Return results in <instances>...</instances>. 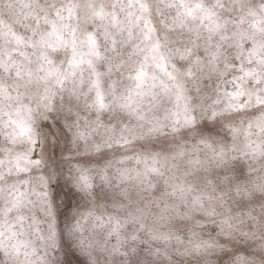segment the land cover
<instances>
[{
	"label": "clouds",
	"instance_id": "1",
	"mask_svg": "<svg viewBox=\"0 0 264 264\" xmlns=\"http://www.w3.org/2000/svg\"><path fill=\"white\" fill-rule=\"evenodd\" d=\"M72 2L0 0V18L31 36L37 15ZM94 3L105 17L81 15L80 27L104 53L97 68L122 61L105 81L118 79L126 95L145 64L148 94L133 108L147 119L115 105L96 112L60 88L47 111L28 94L31 114L3 100L0 264H264V65L247 60L264 44V0ZM48 51L65 68L73 56L71 45ZM250 68L261 69L259 79L245 75ZM0 84L13 97L18 84L25 91L4 68ZM98 120L127 125L135 138L109 143ZM157 155L162 174L135 179Z\"/></svg>",
	"mask_w": 264,
	"mask_h": 264
},
{
	"label": "snow or ice",
	"instance_id": "2",
	"mask_svg": "<svg viewBox=\"0 0 264 264\" xmlns=\"http://www.w3.org/2000/svg\"><path fill=\"white\" fill-rule=\"evenodd\" d=\"M81 15L85 22L90 18L100 17L103 19L105 17L103 7H97L94 0H85L83 3L80 0H73L67 8H57L54 16L37 15L35 25L30 26L32 27L31 36H25L18 32L11 23L0 18V68L10 72L14 71L16 77L23 81L25 88L24 93H21L18 84L16 95L13 97L9 88L0 84V98H2L0 103L3 100L18 101L19 106L16 108V112L25 110L31 114V105L23 102V96L28 94L35 97L38 108L47 111L54 107L56 89L60 88L65 89L69 97L83 100L86 106L96 112H103L115 105L120 109L133 111L139 120L147 119L146 114L138 111L139 105L133 108L135 96L148 94L143 88L148 77L145 64H141L135 75L131 77L136 81V85L126 95L120 92L121 83L118 79H112L110 83L106 84L105 75L111 76L114 72L118 73L123 67V62L113 57L108 60L107 73L98 70L97 62L104 58V53L100 51L96 34L91 31H82L80 27ZM73 17H75L76 23H72ZM41 22L50 26L48 30L40 28ZM66 33L70 34V38ZM236 35L238 43L242 42V34ZM69 45L73 48V56L68 60L65 68L56 64L48 50ZM85 46L88 50L87 53H81L79 49ZM113 47H115L114 40ZM29 49L35 51L30 53ZM151 55V52L145 53V62ZM17 56L23 57V59L18 60ZM247 60L264 65V44H257L256 47L248 50ZM84 65H87V68ZM260 73V68H250L245 71L246 76H256L257 79L260 78ZM33 86L34 91L32 90ZM152 87H155V84ZM163 88L165 92L169 90L167 85H164ZM259 99L260 97L257 96V100ZM12 123L18 124L19 122L12 120ZM95 124L105 129L106 140L109 143L117 138L124 143H129L131 139L135 138V130L127 125L118 129L116 126L105 125L99 120ZM150 130L155 131L156 126L154 125ZM102 146L97 145L96 147L99 150ZM160 160L159 155L154 156L152 163L145 166L143 173L136 172L135 179L142 181L148 177L149 172L162 174L159 167ZM124 178H128L127 170H125ZM81 179L86 187H91L90 178L87 175H83ZM105 179L108 178L105 177ZM181 191H184L183 187H181Z\"/></svg>",
	"mask_w": 264,
	"mask_h": 264
}]
</instances>
